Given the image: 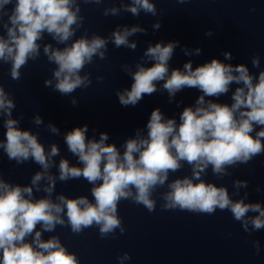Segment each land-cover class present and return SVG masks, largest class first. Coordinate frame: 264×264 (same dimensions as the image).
<instances>
[{"label": "clouds", "instance_id": "clouds-1", "mask_svg": "<svg viewBox=\"0 0 264 264\" xmlns=\"http://www.w3.org/2000/svg\"><path fill=\"white\" fill-rule=\"evenodd\" d=\"M83 2L100 4L101 0ZM9 5H12L10 10ZM124 10L134 16L141 10L153 16L157 14L149 0H131ZM118 11L117 8L106 9L104 15L115 16ZM79 13L77 0H0V27L4 29V34H0V62L10 64L11 78L19 80L20 70L29 60L39 58L38 42L47 33L57 44L65 46H44L48 62L56 65L52 77L55 85L52 80H46L45 86L53 87L61 95L89 87L88 75L82 76L81 72L93 63L94 57L106 58L109 40L99 35L91 38L82 35L73 40L84 21ZM154 27L158 28L159 24ZM143 31L139 27L116 29L110 39L116 48L135 50L136 44L129 43L128 38ZM177 46L178 42L149 45L144 58L150 66L137 63L134 72L129 70L130 89L117 92V96L122 106L134 107L144 96L154 94L157 84L163 81L162 87L170 98L185 88L198 89L202 95L196 100V106L185 107L179 115V123L174 118L165 119L158 108L154 109L146 125L147 135L137 130L135 138L126 140L123 152L115 144L106 143L107 133H101L98 140L88 139L87 125L74 127L66 133L64 141L81 166H70L69 161L62 158L58 176L49 171L55 166L52 158L60 154L58 146L52 144L46 152L38 133L20 127V121L12 118L15 103L0 86V114L7 117L3 121L5 132L0 149L17 164L32 160L42 169L31 177L30 185L25 186L8 183L0 177V264H79L77 256L67 250L58 236L45 240L43 233L54 232L59 225L80 234L95 225L102 238L117 229L123 234L119 203L130 200L152 212L157 203L153 194L165 185L167 190L160 193L163 210L207 215L217 209L228 210L245 232H249V225L252 231L264 229V207L260 203H246L243 198L234 201L225 186L217 187L202 178L209 166L214 176L222 178L230 175L227 169L246 164L264 153V71L255 78L243 64L233 66L213 58L194 69L192 63L187 62L183 71L173 69L169 73V61ZM184 52L193 54L187 49ZM195 54L199 55L200 49H196ZM224 56L231 59L230 53ZM252 63L259 67L258 58H253ZM233 83L242 86L232 93L230 105L205 100V97L219 98L227 94ZM72 103L75 105L76 101ZM33 123L39 126L43 121L36 116ZM48 130L59 134V129L52 124L48 125ZM185 163L191 168V176L169 182V175L178 172ZM79 178L92 185L91 200L87 196L68 198L63 194L55 201L52 199L57 180L67 182ZM43 180L48 182L43 188L45 195L36 198L33 189L41 191ZM233 187L238 191L246 188L247 182L234 181ZM249 212L258 215L249 217ZM254 247L259 253L258 242H254ZM130 258L125 253L122 259Z\"/></svg>", "mask_w": 264, "mask_h": 264}, {"label": "water", "instance_id": "water-1", "mask_svg": "<svg viewBox=\"0 0 264 264\" xmlns=\"http://www.w3.org/2000/svg\"><path fill=\"white\" fill-rule=\"evenodd\" d=\"M149 2L155 5V16L142 10L138 16L125 11L124 7L130 5L131 0H101L100 4L77 0L79 14L84 21L72 39L99 35L109 43L106 58L94 57L93 63L86 65L81 72L82 76L88 75L90 86L77 88L71 95H61L53 87L45 86L46 80H52L55 85L52 77L56 65L48 62L43 48L46 44L53 48L65 46L57 44L47 33L38 42L39 58L29 60L20 70L19 80L11 78L10 64L0 62V86L15 103L12 118L20 121L22 129L38 133L46 152L50 151L52 144L59 148L60 154L52 158L55 162L49 170L52 175L58 176V164L62 158L67 159L70 166H81L64 141L66 133L74 127L87 125L88 139L98 140L101 133H107L109 139L106 143L115 144L123 152L126 140L135 138L137 130L141 135H147L146 125L154 109L158 108L165 119L174 118L179 123L183 109L196 106V100L202 95L198 89L185 88L170 98L162 87L163 81L157 84L158 90L154 94L144 96L136 106L120 104L117 92L130 89L132 77L129 70L134 72L137 63H145L144 52L149 45L178 42L169 61V73L173 69L183 71L187 62H191L194 69L213 58L233 66L243 64L255 78L264 71V0ZM11 7L9 5L8 10ZM112 8L119 10L117 15H104L106 9ZM156 24H159L158 28L154 27ZM133 27L144 29L128 38L129 43L136 44L135 50L116 48L110 39L113 31ZM0 34H4L2 27ZM184 49L193 54L185 55ZM196 49H200L199 55L195 54ZM224 53H230L231 59H225ZM253 58L259 59V67L253 66ZM145 66H150V62ZM240 86L233 83L227 94L219 98L205 97V100L230 105L232 93ZM36 116L43 121L39 126L33 123ZM6 118L0 114V140L4 139L3 121ZM49 124L59 129L58 135L48 130ZM256 130L260 129L257 127ZM41 170L32 160L22 164L9 160L0 149V177L6 182L30 185L31 177ZM227 171L230 175L218 178L209 166L202 178L217 187L225 186L234 201L243 198L246 203H260L264 207V153ZM184 176H191V168L186 163L178 172L169 175V182ZM237 180L246 181L247 187L237 191L233 187ZM47 183L46 180L41 181L39 192L33 189L36 198L45 195L43 188ZM91 187L83 178L67 182L57 180L52 199L55 201L58 195L63 194L68 198L87 196L91 200ZM166 190L167 185L153 194L157 203L152 212L130 200L119 203L118 216L125 228L123 234L117 229L114 234L102 238L95 225L80 234L72 233L70 227L57 225L54 232H45L42 238L47 240L58 236L67 250L77 256L79 264H264V229L252 231L249 225V232H245L228 210L217 209L212 215L163 210L160 193ZM256 215L258 213H248L249 217ZM254 242L259 243V253ZM125 253L131 258L122 259Z\"/></svg>", "mask_w": 264, "mask_h": 264}]
</instances>
